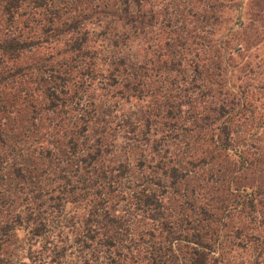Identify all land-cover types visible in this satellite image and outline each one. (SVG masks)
I'll return each mask as SVG.
<instances>
[{
  "label": "trees",
  "instance_id": "16d2710c",
  "mask_svg": "<svg viewBox=\"0 0 264 264\" xmlns=\"http://www.w3.org/2000/svg\"><path fill=\"white\" fill-rule=\"evenodd\" d=\"M90 1L0 0V264H264V0Z\"/></svg>",
  "mask_w": 264,
  "mask_h": 264
},
{
  "label": "rangeland",
  "instance_id": "374dc122",
  "mask_svg": "<svg viewBox=\"0 0 264 264\" xmlns=\"http://www.w3.org/2000/svg\"><path fill=\"white\" fill-rule=\"evenodd\" d=\"M142 4L144 6L142 10L146 13L144 33L142 30L134 31L131 37L136 36L147 46L149 51L159 53V55L167 52V40L171 41L173 36L180 32L182 26H185L183 28L186 30L192 31L188 34L194 35L196 32L197 36L207 40L206 36L211 31L210 21L220 22L221 20V18L211 20L207 17V13H204L205 7H203L202 0H142ZM227 4L229 3L225 1L224 5L227 6ZM89 5L94 8L96 0H91ZM218 9L225 11L229 10V7L226 9V7L219 6ZM186 36L187 34L180 33L176 35L177 38ZM259 53L261 54V52Z\"/></svg>",
  "mask_w": 264,
  "mask_h": 264
}]
</instances>
